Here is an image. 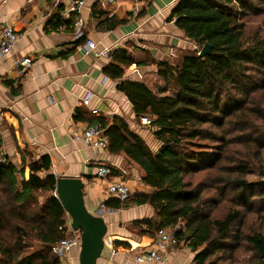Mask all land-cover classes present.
Here are the masks:
<instances>
[{
	"label": "trees",
	"instance_id": "16d2710c",
	"mask_svg": "<svg viewBox=\"0 0 264 264\" xmlns=\"http://www.w3.org/2000/svg\"><path fill=\"white\" fill-rule=\"evenodd\" d=\"M250 1L179 0L171 18L197 46L209 45L211 53L186 56L180 66L159 63V73L174 95H157L145 84L129 80L117 86L137 116L153 118V135L160 143L156 152L118 117L111 122L104 118L90 122L104 129L111 153L123 151L145 171L143 182L152 191L128 199L154 210V217L143 223L155 231L174 228L178 242L196 252V264H206L218 255L230 260L242 241L251 246L253 264H264V227L242 229L252 204L257 203L264 211V162L257 166L259 180H247L251 163L246 157L264 159V21L248 35L246 20L249 15L264 14V8L252 10ZM257 1L264 6V0ZM64 9L60 3L57 12ZM75 21L74 16L63 19L56 13L46 31H71ZM110 57L116 65L115 78L134 63L126 49H115ZM233 131L241 135L234 138ZM233 142L242 144L247 154L221 170L223 177L215 180L219 184L209 185L231 205L216 219L212 213L217 203L203 198L207 185L195 186L187 178L215 168ZM207 143L218 144L212 160H218L216 164L210 162L208 150H203L209 149ZM21 163L20 169L12 163L0 164V264H60L52 247L65 237L59 231L65 211L55 195L56 177L47 174L50 158L23 153ZM39 197L44 201L39 202ZM112 207L120 208V203ZM32 237L38 248L27 243Z\"/></svg>",
	"mask_w": 264,
	"mask_h": 264
},
{
	"label": "crops",
	"instance_id": "0c3cea01",
	"mask_svg": "<svg viewBox=\"0 0 264 264\" xmlns=\"http://www.w3.org/2000/svg\"><path fill=\"white\" fill-rule=\"evenodd\" d=\"M71 1L0 0V30L9 24L21 34L12 52L0 62V157L20 169L23 153L48 156L51 167L47 174L56 180H82L86 209L102 217L107 226L105 246L97 264H196V252L181 242L159 250L161 260H137L155 247L156 231L143 223L154 217V210L148 204L134 205L111 198L107 187L111 182H122L132 195L148 194L152 189L143 182L146 173L123 151L114 154L108 147L95 148L81 140L83 131L95 118L111 122L118 117L153 152L158 150L160 143L153 150L144 134V130L153 127L140 124L133 104L117 86L124 80L145 84L141 75L159 73V63L174 66L182 58L192 56V46L197 44L171 18L179 0H142L136 12L129 0L108 8L101 6V0H84L80 13H68ZM60 3L65 9L57 12ZM56 13L63 19L80 17L83 36L77 38L74 27L71 31L47 32V24ZM87 40L96 43L91 54L80 49ZM115 49H126L134 61L122 69L118 78L110 57ZM105 51L107 56L95 54ZM28 57L32 58V65L19 75L16 61ZM162 92V96L167 93ZM87 95L91 100L85 104ZM99 166L110 168L111 176L98 178ZM28 177L26 167L24 179ZM117 203L120 208H113ZM64 219L69 220L66 213ZM163 229L174 236L175 229ZM79 252L80 248L74 249L60 264H79Z\"/></svg>",
	"mask_w": 264,
	"mask_h": 264
},
{
	"label": "built area",
	"instance_id": "2783aa9c",
	"mask_svg": "<svg viewBox=\"0 0 264 264\" xmlns=\"http://www.w3.org/2000/svg\"><path fill=\"white\" fill-rule=\"evenodd\" d=\"M34 0H28L32 2ZM133 3V11L136 12L138 7L141 5L142 0H129ZM122 0H101V6L103 8H108L111 5L118 4ZM84 0H72L66 9V11L80 13L81 9L84 7ZM74 32L77 38L83 36V21L80 17H77L74 24ZM21 34L15 30L12 25L6 24L0 30V62L8 57L12 52L15 44L20 39ZM80 49L84 54H91L96 50V43L87 40L84 44L80 46ZM97 56H107L108 51L105 52H96ZM32 58H24L16 61V66L18 67L19 75H22L31 65ZM91 100V96L87 95L84 99V103L88 104ZM94 114L97 113V110L93 111ZM139 122L142 126L151 127L153 123V118L148 115H142L139 117ZM81 140L89 146L106 149L109 145V139L105 136V131L100 124H93L88 126L82 133ZM4 160L0 157V164ZM112 172L110 168L106 166H99L97 168L96 176L100 179H106L111 176ZM107 194L111 198H115L119 201L128 200L132 193L130 188L122 182H111L107 187ZM59 231L65 234V237L61 239L57 244L52 247L53 254L58 258L60 262H65L69 254L74 249H79L81 246V234L79 231H75L72 228L71 220L65 221L60 227ZM178 245V240L165 229H159L156 231V243L155 247L147 250L142 253L141 256L137 258L139 262L145 260H161V257L158 253L159 250H163L167 247H176Z\"/></svg>",
	"mask_w": 264,
	"mask_h": 264
},
{
	"label": "rangeland",
	"instance_id": "374dc122",
	"mask_svg": "<svg viewBox=\"0 0 264 264\" xmlns=\"http://www.w3.org/2000/svg\"><path fill=\"white\" fill-rule=\"evenodd\" d=\"M251 3V9L252 10H257L258 8H264L263 5L259 4L260 2L257 0H253L250 1ZM247 20V33L248 35L252 34V32L259 26V24L261 22L264 21V14L260 15L259 17H255L252 15H249V17L246 19ZM264 26V22L262 24ZM201 47L196 46L195 44H193L192 46V56H198V53L201 51ZM180 58V57H179ZM181 61H178L179 63H174V66H177V64H179V66L181 65ZM125 72H123V74H125ZM142 81L145 82V84H147L146 86H149V88L151 90H153L156 94H161L162 90L164 89H168L166 92V95H174L175 92L173 90V88L171 86L167 87V83L164 81L163 76L160 73H144V75H141L140 78ZM251 85V83H250ZM253 86V85H252ZM252 86L250 87V89H248V92L251 94V90H252ZM210 129L209 127L206 129L208 130ZM153 129H146L144 130V134L146 136V140L149 143L150 147L155 150L158 147L159 142L153 137ZM241 134L238 131H233L231 136L235 137H239ZM205 142H207L206 140H203ZM205 142H202L204 144H206ZM207 146H209V149H203L207 152H209L210 156V162H212V160L215 158V156L217 155V146L218 144H214V143H207ZM247 154V150L244 148V146L242 144H238V143H231L230 146L223 152V160L221 162H219L218 164H216L218 162V160H216L215 164L216 167L212 168V169H207V170H202L200 172H198L197 174L188 176L187 180L188 181H192V183L196 186L198 184L204 183L207 185V190L204 191V200L205 201H209V200H213V202L217 203L215 206V209L213 210V217L218 219L221 218L226 211L230 208V204L226 201V200H221L218 196V190H213L212 188L209 187V185L211 184H219L216 183V179L217 178H222L223 177V173H222V169H224L225 166H229L231 165L232 162L238 161L240 157H244ZM225 158H227L226 160H224ZM247 160L251 163V170L248 172L247 174V180L249 181H256L259 180V170L257 169V166H259L260 164H262L264 162V159L262 160H256L254 159L252 156L246 157ZM262 162V163H261ZM214 164V165H215ZM213 165V166H214ZM21 180V179H19ZM39 202H43L44 198L39 197ZM251 201L252 199H249V205H251ZM210 206V205H208ZM212 207V206H210ZM260 209H262V207H258L257 203H254L251 205V208L249 210L251 211H246L245 214V219H244V225L242 227V229H248V228H252L254 230H260L264 227V211H260ZM259 210V211H258ZM264 210V209H263ZM258 211V212H257ZM248 212V213H247ZM238 226H234V228L236 229ZM174 229V228H173ZM4 232L6 233V235L8 236V231L7 229L4 230ZM12 242V239L10 240ZM27 243H29V245H32V248H38V243L36 242V240L34 239V237L27 239ZM250 247L245 241L241 242L240 248L237 249L235 251V253L233 254V257L228 260L226 258L220 259V256H214L212 258H210L206 264L208 263H212V264H253L254 263V255L253 253L250 251Z\"/></svg>",
	"mask_w": 264,
	"mask_h": 264
},
{
	"label": "water",
	"instance_id": "95a60500",
	"mask_svg": "<svg viewBox=\"0 0 264 264\" xmlns=\"http://www.w3.org/2000/svg\"><path fill=\"white\" fill-rule=\"evenodd\" d=\"M211 53L205 45L198 56ZM84 183L80 178H59L55 185V195L71 220L74 230L81 232L79 264H97L105 246L107 226L102 217L91 214L85 207Z\"/></svg>",
	"mask_w": 264,
	"mask_h": 264
}]
</instances>
